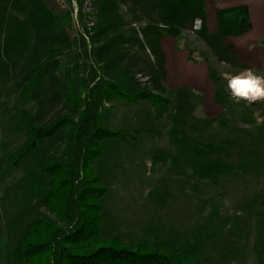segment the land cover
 Instances as JSON below:
<instances>
[{
  "label": "rangeland",
  "instance_id": "374dc122",
  "mask_svg": "<svg viewBox=\"0 0 264 264\" xmlns=\"http://www.w3.org/2000/svg\"><path fill=\"white\" fill-rule=\"evenodd\" d=\"M206 1L96 0L85 43L51 0H0V264H23L15 252L44 211L45 164L74 127L29 151L28 132L78 119L86 64L125 92L167 98L114 95L101 110L123 132L93 164L107 189L101 235L157 245L177 264H264V99L237 101L228 87L238 64L227 36L249 15L207 16Z\"/></svg>",
  "mask_w": 264,
  "mask_h": 264
},
{
  "label": "trees",
  "instance_id": "16d2710c",
  "mask_svg": "<svg viewBox=\"0 0 264 264\" xmlns=\"http://www.w3.org/2000/svg\"><path fill=\"white\" fill-rule=\"evenodd\" d=\"M81 19L84 20L82 13ZM82 40L86 43L83 37ZM82 75L85 92L78 105L83 109L78 119L65 116L47 127L34 126L28 132L29 151L60 127H74L67 136L65 155L45 164L51 181L48 188L39 192L44 211L26 230L15 259L23 264H177L173 253L161 252L157 245L125 242L120 234L101 235L102 198L107 189L101 173L93 168L102 154L101 143L123 136L122 130L101 124L105 102L114 95L127 102L149 99L158 103L167 98L146 89L125 92L118 83L104 79L94 64H86Z\"/></svg>",
  "mask_w": 264,
  "mask_h": 264
},
{
  "label": "crops",
  "instance_id": "0c3cea01",
  "mask_svg": "<svg viewBox=\"0 0 264 264\" xmlns=\"http://www.w3.org/2000/svg\"><path fill=\"white\" fill-rule=\"evenodd\" d=\"M229 9L248 12L249 15L248 18L238 19L241 26L238 33L227 36L228 43L230 46L233 45L234 63L238 64L234 65L232 72L236 71V76H264V0H207L204 12L208 16V14L214 15ZM243 23L246 29L248 28L244 32L242 31ZM207 104L210 105L208 102Z\"/></svg>",
  "mask_w": 264,
  "mask_h": 264
},
{
  "label": "built area",
  "instance_id": "2783aa9c",
  "mask_svg": "<svg viewBox=\"0 0 264 264\" xmlns=\"http://www.w3.org/2000/svg\"><path fill=\"white\" fill-rule=\"evenodd\" d=\"M53 6L60 12L66 13L73 21L80 35L90 42L96 26L95 2L96 0H51ZM81 13L84 20L81 19ZM236 76V75H235ZM234 77V76H233ZM231 77L230 79H232ZM229 79V80H230ZM228 80V83H229Z\"/></svg>",
  "mask_w": 264,
  "mask_h": 264
},
{
  "label": "clouds",
  "instance_id": "9594fccd",
  "mask_svg": "<svg viewBox=\"0 0 264 264\" xmlns=\"http://www.w3.org/2000/svg\"><path fill=\"white\" fill-rule=\"evenodd\" d=\"M228 87L234 99H245L254 102L264 99V76L251 75L249 78L234 77L229 80Z\"/></svg>",
  "mask_w": 264,
  "mask_h": 264
},
{
  "label": "bare ground",
  "instance_id": "6f19581e",
  "mask_svg": "<svg viewBox=\"0 0 264 264\" xmlns=\"http://www.w3.org/2000/svg\"><path fill=\"white\" fill-rule=\"evenodd\" d=\"M251 75H245V76H238L239 78H249ZM234 77H236V76H234ZM233 77V78H234Z\"/></svg>",
  "mask_w": 264,
  "mask_h": 264
}]
</instances>
